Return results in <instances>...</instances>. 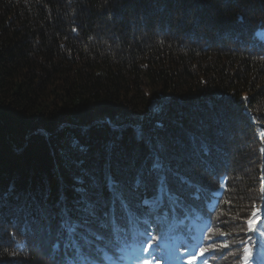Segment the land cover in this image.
Returning <instances> with one entry per match:
<instances>
[{
    "label": "trees",
    "instance_id": "obj_1",
    "mask_svg": "<svg viewBox=\"0 0 264 264\" xmlns=\"http://www.w3.org/2000/svg\"><path fill=\"white\" fill-rule=\"evenodd\" d=\"M262 189L264 0H0V264H264Z\"/></svg>",
    "mask_w": 264,
    "mask_h": 264
},
{
    "label": "snow or ice",
    "instance_id": "obj_2",
    "mask_svg": "<svg viewBox=\"0 0 264 264\" xmlns=\"http://www.w3.org/2000/svg\"><path fill=\"white\" fill-rule=\"evenodd\" d=\"M154 167H159L158 165H154ZM262 192H264V189L261 190ZM84 205H85V211H87V213L89 215H94L95 214V206L92 205L90 202L87 201V199H84L83 201ZM256 215V212H253V216ZM249 225L251 227V220L249 221ZM147 250V249H146ZM204 249L201 250V253H203ZM245 259H247V256L245 257ZM144 264H151V261H145Z\"/></svg>",
    "mask_w": 264,
    "mask_h": 264
},
{
    "label": "rangeland",
    "instance_id": "obj_3",
    "mask_svg": "<svg viewBox=\"0 0 264 264\" xmlns=\"http://www.w3.org/2000/svg\"><path fill=\"white\" fill-rule=\"evenodd\" d=\"M260 35L263 36V33H260ZM143 264H144V262H143Z\"/></svg>",
    "mask_w": 264,
    "mask_h": 264
}]
</instances>
